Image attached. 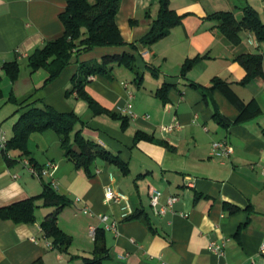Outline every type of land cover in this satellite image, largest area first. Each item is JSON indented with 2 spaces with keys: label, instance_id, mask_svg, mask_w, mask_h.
Listing matches in <instances>:
<instances>
[{
  "label": "crops",
  "instance_id": "1",
  "mask_svg": "<svg viewBox=\"0 0 264 264\" xmlns=\"http://www.w3.org/2000/svg\"><path fill=\"white\" fill-rule=\"evenodd\" d=\"M247 5L264 20V0H170V7L186 16L167 37L135 51L129 46L96 47L79 55L78 63L44 85L47 72H32L28 56L63 33L59 14L66 0H0L4 93L0 99V128L10 139L27 105L43 101L60 112L74 111L86 123L78 124L77 129L129 167L125 172L117 163L98 157L89 177L65 155L61 138L53 130L31 134L28 157L9 151L13 164L0 151V207L40 195L43 181L50 182L48 177L34 175L25 159H33L32 163L41 167L55 162L56 190L70 199L58 223L73 237L68 253L54 247L41 227L54 208L45 207L40 200L34 223L16 224L0 217V264H83L81 258L71 260V256H93L91 229L104 226L98 216L101 213L118 223L116 232L106 231L109 251L104 264H264V113L242 124L223 127L214 118L215 107L230 120L238 116L237 107L218 89L208 102L192 85L211 86L213 78L220 77L243 101L256 99L264 110V63L262 76L241 85L247 72L236 60L243 52L264 53V45L254 33L243 32L242 44L234 46L219 33L217 21L208 19L218 11L236 14ZM159 10L160 0H122L116 22L125 41L134 43L145 36ZM124 51L136 55L141 82L136 81L133 70L114 65L112 77L91 76L86 91L115 113H121L130 100L135 116L122 113L129 118L125 129L122 120L108 113L95 115L88 102L71 91L79 63ZM196 56L202 58L183 76V63ZM14 60L20 62V75L11 82L2 67ZM165 83L172 84L167 102L156 96ZM11 92L16 102L9 100ZM165 126L173 128L166 131ZM138 131L153 140L135 143ZM218 140H227L234 154L228 158L212 155V144ZM109 185L126 194L134 212L144 211L150 226L143 218L125 220L123 205L105 200ZM154 189L162 192L160 204L168 208L164 214H157L151 206ZM173 196L177 201L170 206ZM226 204L239 210L231 212ZM241 225L245 226L237 235ZM213 241L225 245L223 255L209 249Z\"/></svg>",
  "mask_w": 264,
  "mask_h": 264
},
{
  "label": "trees",
  "instance_id": "2",
  "mask_svg": "<svg viewBox=\"0 0 264 264\" xmlns=\"http://www.w3.org/2000/svg\"><path fill=\"white\" fill-rule=\"evenodd\" d=\"M121 1L66 0L65 9L59 14L64 26L63 33L36 48L28 56V65L32 72L41 69L47 72L48 76L44 85L56 80L63 70L72 63H78L77 57L79 55L96 47L129 46L131 50L135 51L140 46H152L167 37L174 27L181 25L186 16V14L180 15L173 10L170 7V0H160L159 14L153 21L148 33L139 41L128 43L116 22ZM242 12L241 20L236 17L233 11H218L208 15V19L217 21L219 33L234 46L242 44L243 32L254 33L257 40L264 45V20L262 16L251 5L242 8ZM80 47L85 48L78 50ZM201 58L200 56L188 58L182 65L183 76H186L187 72ZM136 60L134 53L124 51L122 54L105 55L97 61L81 62L77 73L72 78L73 88L71 91H76L80 98L86 100L95 115L108 113L112 117L122 120L125 129L128 126L129 118L122 113H115L102 107L86 91V85L90 82L91 76L107 75L112 77L114 65L126 66L133 70L137 75L136 81L140 83L143 75L137 70ZM236 60L247 72L246 76L239 82L241 85H248L255 78L263 75L264 53L243 52L236 57ZM147 67L154 72L155 76L158 75L154 67L151 65H147ZM2 69L5 76L14 82L20 75V62L18 60L6 62ZM2 80L3 77L0 74V99L4 96L1 86ZM192 85L201 90L204 99L208 102L211 100L213 91L218 89L237 107L239 113L235 120H230L215 107L214 118L223 127L228 128L232 125L242 124L264 113L256 99H251L248 102L243 101L233 90L231 84L220 77L213 78L211 86ZM171 88L172 84L165 83L156 91V96L163 102H167L168 92ZM9 100L17 101L13 92L10 93ZM27 107L28 110L20 115L13 127V136L9 139L7 150L2 152L9 164L14 162L9 155L11 150L18 151L20 157L30 155L28 142L32 133L53 130L61 138L65 155L75 162L76 168H83L89 177L93 176L92 165L98 157L117 163L125 172L129 171L128 165L118 156H113L99 143L87 139L82 134V129H77L78 124L85 125L86 123L74 111L60 112L43 101H35ZM142 139L153 140V137L138 131L135 136V143ZM32 160L30 159V162ZM43 187V192L40 195L0 207V217L16 224L34 223L39 207L38 201L43 200L45 207H52L54 210L45 216L41 227L45 235L52 239L56 249L68 253L73 244V237L59 226L58 218L62 210L70 204V199L66 195L60 194L50 182L43 181ZM226 208L231 212L239 210L238 207L229 204H226ZM142 218L150 226L149 217L142 210H136L125 220ZM245 225L239 227L237 235ZM108 251L106 230L103 227H98L95 232L93 256L72 255L71 260L81 258L83 264H104L103 260L107 257Z\"/></svg>",
  "mask_w": 264,
  "mask_h": 264
},
{
  "label": "built area",
  "instance_id": "3",
  "mask_svg": "<svg viewBox=\"0 0 264 264\" xmlns=\"http://www.w3.org/2000/svg\"><path fill=\"white\" fill-rule=\"evenodd\" d=\"M250 43L253 44L254 42L250 40ZM121 113L129 114L130 116H135L133 112V104L129 100L127 104L121 109ZM173 127L172 126H165L163 127L164 130L169 131ZM9 142V137L4 129L0 128V151L7 150ZM234 147L227 141V140H218L214 141L212 144V155L216 157H230L234 154ZM24 163L29 168V170L36 176L44 178H50L51 185L56 189L57 185L53 178L54 172L57 170L58 165L55 162H48L44 167H38L34 163L30 162V160L25 159ZM162 192L159 189H154L150 195L151 206L155 210L157 214H164L167 211V206L160 204V196ZM105 200L107 202H115L120 203L123 205V216L124 219L129 215L133 214V209L131 207V203L127 198L126 194L117 191L111 185L106 186L105 188ZM177 201V197H170L169 198V205L172 206L174 202ZM85 212H90L89 208H85ZM100 221L103 223V228L106 231H117V221L112 220L108 214H98ZM97 228L91 229V234L93 238H95V232ZM209 249L214 252L215 254L223 255L225 252V245L223 243L211 242ZM261 251L264 253V244L261 246Z\"/></svg>",
  "mask_w": 264,
  "mask_h": 264
},
{
  "label": "rangeland",
  "instance_id": "4",
  "mask_svg": "<svg viewBox=\"0 0 264 264\" xmlns=\"http://www.w3.org/2000/svg\"><path fill=\"white\" fill-rule=\"evenodd\" d=\"M242 8V7H241ZM244 8V7H243ZM236 17L241 20V18L243 17V12L242 9L237 10L236 12Z\"/></svg>",
  "mask_w": 264,
  "mask_h": 264
},
{
  "label": "water",
  "instance_id": "5",
  "mask_svg": "<svg viewBox=\"0 0 264 264\" xmlns=\"http://www.w3.org/2000/svg\"><path fill=\"white\" fill-rule=\"evenodd\" d=\"M85 47H80V48H78V50H82V49H84Z\"/></svg>",
  "mask_w": 264,
  "mask_h": 264
}]
</instances>
